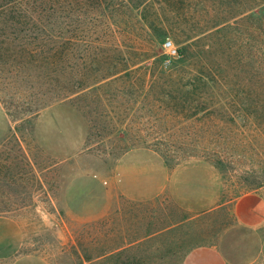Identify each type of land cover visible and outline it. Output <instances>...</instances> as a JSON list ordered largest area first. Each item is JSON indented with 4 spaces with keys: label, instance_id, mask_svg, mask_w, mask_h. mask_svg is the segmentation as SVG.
<instances>
[{
    "label": "rangeland",
    "instance_id": "obj_1",
    "mask_svg": "<svg viewBox=\"0 0 264 264\" xmlns=\"http://www.w3.org/2000/svg\"><path fill=\"white\" fill-rule=\"evenodd\" d=\"M41 9L85 58L162 44L130 75H96L52 98L37 77L32 25L0 14V264H182L198 247L264 264V228L243 229L234 213L239 197L264 188V13L255 2L45 0ZM166 41L184 52L171 57ZM185 59L186 71L222 79L207 89L219 115L175 113L166 96L175 83L159 78L160 65Z\"/></svg>",
    "mask_w": 264,
    "mask_h": 264
},
{
    "label": "trees",
    "instance_id": "obj_2",
    "mask_svg": "<svg viewBox=\"0 0 264 264\" xmlns=\"http://www.w3.org/2000/svg\"><path fill=\"white\" fill-rule=\"evenodd\" d=\"M30 1L33 4L37 1L40 9L38 11L34 9L29 2L27 3V0H3V5H0V14L4 15L6 12L12 14L16 11L22 25H32L31 38L34 40L35 45L31 50V54L35 58L34 61L40 63V65L37 63V69L39 66L42 70L37 77H43L46 80V84L50 87L48 94L52 98H69L76 89L80 90L87 86V83L95 80L96 75H101L102 79L120 76L121 73L130 75L129 73L134 72V70L127 71L128 69L134 68L141 62L159 57L157 48L159 44H162V39L153 40L149 52L133 57L85 58L77 53L78 39L69 35V31L65 30V25L61 21H47L45 19V10L41 9L45 0ZM253 1L259 8V12L264 13V0ZM262 31L264 32V28ZM161 36L160 38H162ZM182 52L184 51H179V54ZM155 62L158 64V61ZM100 64L103 68L97 69ZM187 64L188 59L180 60L169 67L160 65L159 78L162 80L166 75L169 77L167 80L170 79L175 83L174 95L166 94L176 110L175 113L183 121L199 120L200 115L208 117L209 115H219L222 108L220 102H212V97H209L207 89L210 81L220 83L222 79L219 75H216L214 79L210 80L211 74L209 75L208 71L206 72L202 66L193 67L191 71H186ZM83 65H89V68L81 69ZM41 104L44 103H39L40 107ZM107 253V250H105L103 254L99 255V258L104 257ZM115 253L117 252L114 251L112 254Z\"/></svg>",
    "mask_w": 264,
    "mask_h": 264
},
{
    "label": "crops",
    "instance_id": "obj_3",
    "mask_svg": "<svg viewBox=\"0 0 264 264\" xmlns=\"http://www.w3.org/2000/svg\"><path fill=\"white\" fill-rule=\"evenodd\" d=\"M238 225L249 231L264 228V188L239 197L234 204ZM182 264H233L228 256L216 247L193 249ZM259 264V263H256Z\"/></svg>",
    "mask_w": 264,
    "mask_h": 264
},
{
    "label": "built area",
    "instance_id": "obj_4",
    "mask_svg": "<svg viewBox=\"0 0 264 264\" xmlns=\"http://www.w3.org/2000/svg\"><path fill=\"white\" fill-rule=\"evenodd\" d=\"M164 48L168 51L171 57H179V51L174 47L171 41H166L164 43Z\"/></svg>",
    "mask_w": 264,
    "mask_h": 264
}]
</instances>
